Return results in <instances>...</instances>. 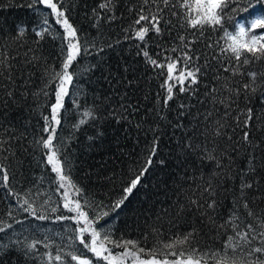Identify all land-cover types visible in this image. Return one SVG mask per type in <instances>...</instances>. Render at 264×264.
<instances>
[{"label":"trees","instance_id":"16d2710c","mask_svg":"<svg viewBox=\"0 0 264 264\" xmlns=\"http://www.w3.org/2000/svg\"><path fill=\"white\" fill-rule=\"evenodd\" d=\"M105 2L65 0L61 5L62 10L66 7L65 14L77 28L81 43L87 42V48L69 69L75 74L61 110V125L57 127V141L63 145L62 159L70 162L71 179L83 189L84 198L101 205L95 211H108L103 205L110 207L120 197L128 180L144 162L153 138L158 137L156 157L141 181L143 186H138L121 208L101 219L97 227L106 225L114 239L139 241L146 249H160L162 245L158 241L167 242L195 228L191 247L200 250L206 264H215L212 255L222 249L229 235H234L230 225L224 228L219 225L234 213L239 216L236 221L239 231L246 230L249 223L256 226L264 221V100L261 98L264 86L249 94L247 100L242 88L250 79L246 73L264 72V60L245 66L242 69L245 75L231 77L223 71L224 66L235 63L229 54H221L224 29L213 31L206 27L201 35L196 29L181 27L187 9L180 7L179 0H172L176 6L170 4L167 8L152 0L147 4L144 0H111V10L101 7ZM158 6L164 8L159 24L161 32L157 34L150 28L145 40H138L135 31L147 22L137 25L136 19L142 12L156 13ZM261 14L264 7L260 6L230 13L224 28L235 31V25H247ZM45 16L51 27L41 39L36 33L45 27ZM62 35L63 29L55 24L54 15L43 5L34 0H0V61L15 66L16 79V90L9 98L7 91L14 86L4 79L8 75L6 71L0 76V166L9 176L4 182L0 173V227L12 225L0 233V264H49L48 252L53 257L57 254L62 257V261L53 259L50 264H77L67 253L79 254L81 250L92 264H106L78 242L69 247L76 225L59 217L75 214L63 208L64 190H58L55 173L46 163L47 150L38 143L47 136L44 117L50 118V106L55 102L52 94L55 85L45 87L48 79L45 69L60 70ZM180 37L185 38L183 43ZM173 48L177 51H172ZM182 51H189L193 56L192 66L200 68L199 83L183 93L178 86L174 88L173 99L165 107L167 93L162 87L165 69L154 67L148 57L164 63L165 57L176 58ZM29 60L33 63H27ZM17 70H27L31 75L22 81ZM226 77L230 79L225 80ZM261 79L264 77H258V82ZM229 82L232 87L240 88L241 94L226 120H221L225 108L219 103L213 106L211 100L212 96L226 97L228 93L220 85ZM184 86L188 87L187 82ZM214 86L220 90L210 96L209 90ZM248 108L252 109L253 118L251 127L245 128L243 113ZM85 111L92 112L93 117L84 116ZM81 119L85 121L83 124ZM217 120L225 124L222 131L226 135H214ZM244 132L249 133L251 145L243 140ZM205 147L209 151L215 148L222 169H217L215 162L201 159ZM233 148L238 150L232 151ZM228 156L232 157L231 161ZM253 156L255 160L250 164ZM156 159L165 163L157 164ZM253 164L256 171L248 172ZM213 171L218 175L213 176ZM210 178L214 188L211 196L204 191ZM245 181L256 183L245 189L242 196L241 184ZM25 199L36 209L35 215L24 210L27 205L21 207ZM192 200L202 207L197 209ZM210 200L216 201L214 210L207 207ZM244 201L248 209L243 207ZM248 210L253 216H248ZM205 212L207 215H202ZM89 215L93 212L89 211ZM40 216L45 219H39ZM33 242H38L37 250L27 251V245ZM46 244L50 247H45ZM257 244L253 240L248 247ZM122 251L113 249L114 254ZM246 252L247 248L241 245L236 253L229 251V255L247 260ZM127 264L133 262L129 259Z\"/></svg>","mask_w":264,"mask_h":264},{"label":"snow or ice","instance_id":"6c2138e0","mask_svg":"<svg viewBox=\"0 0 264 264\" xmlns=\"http://www.w3.org/2000/svg\"><path fill=\"white\" fill-rule=\"evenodd\" d=\"M144 2L147 4L148 0H144ZM152 2L154 4L162 3L164 8H167L170 4L172 7L176 6L172 0H152ZM34 3L43 5L46 9H49L51 14L55 17V24L59 25L64 33V35L59 37L62 42L61 54L63 56L60 70L57 71L54 67L45 69V74L48 77L45 87H50L52 84L55 85L52 92L55 97V102L50 106V118L49 116L44 117V131L47 133V136L41 137L38 143L43 149L47 150L45 153L46 163L50 165L51 172L55 173L58 190H64L61 193L63 208L69 213L75 214L74 216L59 217V219L62 220H72L76 225V228L73 230V236L70 237L71 243L69 244V247H74L78 242L79 245L83 246V249L92 253L97 259H102L106 264H127L129 259L133 264H206L204 256L199 254L200 250L191 247L194 234L196 233L195 228L183 235H178L167 242L158 241V243L162 245L160 249L155 247L152 249H146L145 247L140 246L139 241L132 239L124 240L122 238L114 239L112 231L106 225H100L97 227L101 219L107 217L110 212H115L120 209L138 186H143L141 181L153 166V160L154 157H156L158 149L159 138H153L144 162L141 164L139 170L135 171L128 180L120 197L113 200L110 207L108 205H103V207H108V211H95V209L100 208L101 205H97L94 201L84 198L83 189L76 185L71 179L70 162L67 159H62V156L64 155L62 153V141H57V127L60 126L62 122L61 110L64 109V100L65 97L69 96V86L72 84L73 76L75 74L74 71L70 72L69 69L74 61L77 60V57L81 56L82 51L87 48V42L85 41V43H81L77 28L69 22V18L65 14L66 7L62 10L61 5L65 3V0H34ZM179 4L182 9H187L183 14L184 23L181 27L186 25L188 28L196 29L201 35H203L206 27L211 28L213 31L224 29L221 38L225 41V44L221 47V54H229L231 60L235 63L233 64L230 62L227 66L223 67V71L229 72L231 77L245 75L242 70L245 66L264 60V31H256L257 29L264 30V14L250 19L247 25H235V31H228L224 28L225 20L231 18L230 13L247 11L257 6L264 7V0H246V2L245 0H179ZM110 5L111 0H106L101 7L111 10ZM164 8L158 6L156 13L144 14L142 12L138 16L135 24L141 25V22H147L135 31V37L138 40L144 41L150 28L157 34L161 32L159 24ZM193 12L195 14H193ZM172 14L177 15L175 12ZM43 23L45 27H43L42 31L36 33L41 39H43L44 33L49 32L51 27L48 23L47 16L44 17ZM184 39V37H180L182 43ZM65 41L66 45L64 44ZM216 43L219 44V41ZM184 48L189 49V45L184 44ZM172 51L175 52L177 49L173 48ZM144 54L148 57L147 52ZM34 59L35 58H33V60ZM148 59L154 67L165 69L166 79L162 85V87H165L167 93L164 101L165 107L167 106L168 101L173 99L174 88L178 86L179 91L183 93L191 90L192 85L199 83L200 68L198 66H192L191 62L193 61V56L189 54V51H182L181 55L176 58L165 57L164 63L153 60L151 57H148ZM195 59L198 60L199 57H195ZM27 63L31 64L33 61L29 60ZM14 67L15 66L13 65H9L6 60L0 61V76H4V72L6 71L8 75L4 76V79L8 80L14 86L7 91V96L9 98L13 97V92L16 90V79L13 75ZM17 71L20 72L19 78L22 81L25 76L30 77L31 75L27 70ZM246 74L250 79L248 83L242 85V88L245 93V99L247 100L249 94L255 93L259 87L264 86V79H261L259 82L257 80L258 77H264V72L258 73L250 71ZM216 79L219 80L220 76L218 75ZM229 79L230 78L228 77L225 78V80ZM186 82L188 84L187 88L184 86ZM3 87L7 86L4 85ZM220 89L226 91L228 95L223 99L212 96L211 103L213 106H215L216 103L224 106L225 112L222 114L221 120H226V117L230 114L229 110L231 109L232 104L237 102L241 94V89L232 87L230 82L220 85ZM220 89L214 86L209 90L208 94L211 96ZM45 94L47 95V93ZM261 98L264 100V93H261ZM121 107L124 108L125 105L121 104ZM180 107L183 108L185 106L180 105ZM211 114V111H209L208 115L210 116ZM243 114L245 115L244 127H251V121L253 118L252 109H246ZM83 115L93 117V113L90 111H85ZM181 115H183V113ZM205 119L207 120V117H205ZM235 119L237 124H239V117H236ZM221 120L215 122L218 127L216 128L214 135L217 137L226 135V133L222 131L225 124L221 123ZM84 122L85 121L81 119L80 123L83 124ZM137 127H139V125H137ZM227 139L231 140V136H228ZM243 140L245 143L251 145L248 132H244ZM54 141L57 142L54 143ZM188 147L191 148L192 145L189 144ZM257 147H259V145H257ZM237 150V148L232 149V151ZM227 158L229 161L232 160L231 156H228ZM201 159H206L208 162H215V167L217 169L223 168L220 157L215 154V148L209 151L205 147ZM253 160H255L254 156L250 158L249 163L251 164ZM156 163L163 165L165 161L156 159ZM247 171L254 173L256 171V165L253 164V166L247 169ZM0 173L3 175V181L7 182L9 180L7 170L0 166ZM216 175H218V173L213 171V176ZM253 183L256 182L245 181L241 184L242 196L245 189L253 187ZM204 191L207 192L209 196L214 194L211 178ZM191 203L195 205L197 209L202 207V205L196 200H192ZM206 203L209 209H215V200H210ZM24 205H27V208L24 209L25 211H31L33 215L36 214V209L27 199L23 201L21 207ZM243 207L248 209L247 201L243 202ZM53 211H56V209L54 208ZM89 211L93 212L91 217ZM247 214L248 216H253L251 210H248ZM202 215H207V213H202ZM38 218L45 219L44 216ZM208 219L211 220L212 217L209 216ZM238 219L239 216L234 213L224 224L219 225L220 228H224L226 224L230 225L234 235H229L227 237L222 249L220 251H215L212 255V259L215 261V264H264V221H261L256 226L249 223L246 225V230L239 231L237 230L239 225L236 223ZM6 228L10 229L12 228V225L8 224L6 227H0V233H4ZM253 240H257L258 244L248 247L249 245H252ZM37 243L38 242H33L28 244L27 251H36ZM241 245L247 248V252L244 253V255L249 257L247 260H238L234 256L229 255V251L236 253L237 250L241 248ZM45 247L50 246L46 244ZM178 247L180 248L179 251H177ZM114 248L124 249V251L114 254ZM141 254H144L147 258H142ZM46 255L49 264L53 259L56 261H62V257L59 254L53 257L52 253L48 252ZM67 255L71 257L72 261H76L77 264H92L90 259L84 258V252L82 250L79 251V254L72 251L68 252ZM158 255H162L164 258L157 259ZM168 256L176 257V259L170 260L167 258Z\"/></svg>","mask_w":264,"mask_h":264}]
</instances>
